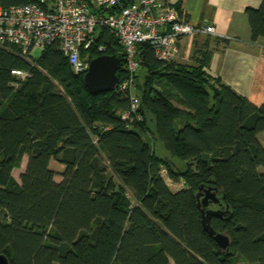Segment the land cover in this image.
I'll return each instance as SVG.
<instances>
[{"label": "trees", "instance_id": "1", "mask_svg": "<svg viewBox=\"0 0 264 264\" xmlns=\"http://www.w3.org/2000/svg\"><path fill=\"white\" fill-rule=\"evenodd\" d=\"M246 15L252 41L264 38V0ZM94 40L83 61L104 55L103 46L116 52L122 82L124 47L104 27ZM138 50L141 105L125 123L130 99L118 90L91 94L86 72L76 74L57 45L35 66L0 48V254L11 264H264V105L204 71L209 47L195 66L162 62L146 43ZM14 69L32 77L18 81ZM151 141L181 165L161 158ZM52 161L64 167L61 181ZM163 168L185 188L172 191ZM201 186L219 190L220 204L209 208L229 206L211 221L229 234V253L203 229Z\"/></svg>", "mask_w": 264, "mask_h": 264}, {"label": "built area", "instance_id": "2", "mask_svg": "<svg viewBox=\"0 0 264 264\" xmlns=\"http://www.w3.org/2000/svg\"><path fill=\"white\" fill-rule=\"evenodd\" d=\"M98 27L108 29L125 50L126 73L117 88L131 101L130 110L121 115L125 123L138 115L141 105L135 93L141 44H149L158 60L174 63L182 38L217 35L213 25L198 27L186 21L172 0H41L10 7L0 4V48L17 51L33 66L35 51L44 52L57 45L76 74L86 72L89 63L83 61L82 52L94 45ZM99 50L107 52L104 46ZM11 73L18 81L32 77L31 72L20 69Z\"/></svg>", "mask_w": 264, "mask_h": 264}, {"label": "crops", "instance_id": "3", "mask_svg": "<svg viewBox=\"0 0 264 264\" xmlns=\"http://www.w3.org/2000/svg\"><path fill=\"white\" fill-rule=\"evenodd\" d=\"M262 1L172 0L186 21L198 27L213 25L217 33L216 36L198 34L182 38L180 53L174 63L195 66L199 52L209 47L213 57L204 71L210 77L222 80L253 104L264 105V38L252 41L246 15L247 8L257 9ZM224 39L230 41L228 46L221 42ZM258 138L264 147V132ZM51 168L58 174L56 180L61 181L64 167L52 161Z\"/></svg>", "mask_w": 264, "mask_h": 264}, {"label": "water", "instance_id": "4", "mask_svg": "<svg viewBox=\"0 0 264 264\" xmlns=\"http://www.w3.org/2000/svg\"><path fill=\"white\" fill-rule=\"evenodd\" d=\"M121 67L122 61L116 52L93 59L89 63L84 77L87 90L94 95L117 90L120 83ZM218 193V188L209 187L205 189L204 186H201L196 197L202 214L204 231L214 239L220 250L229 253L232 247L229 234L217 232L211 225L213 218H223L230 213L229 206L225 211L209 208L211 205L220 204ZM0 264H11V262L6 255L0 254Z\"/></svg>", "mask_w": 264, "mask_h": 264}, {"label": "rangeland", "instance_id": "5", "mask_svg": "<svg viewBox=\"0 0 264 264\" xmlns=\"http://www.w3.org/2000/svg\"><path fill=\"white\" fill-rule=\"evenodd\" d=\"M216 36V35H214ZM43 51L41 50H37L34 52V59H38L41 57ZM107 53V52H106ZM142 74V75H141ZM140 74V79H139V82H141V80L144 78L145 76V73L141 72ZM138 82V83H139ZM212 85H214V82H211ZM135 93H136V90H135ZM152 136H154L153 134H151L150 136H148L151 140H152ZM152 145L155 147L156 149V153L163 159H167V160H171L173 162V164L176 163V166H180L181 164L176 160V159H172L169 157V155H167V153L164 151V149H161V147H159L158 145H155V143L153 141H151ZM166 160V161H167ZM26 161H27V158H24L22 164H21V167L17 170H15L14 172V176L15 178L19 179L20 178V175L22 173V171L25 169V164H26ZM261 171H264V168H261ZM162 175L165 179V181L167 182V184L170 186L171 190L176 192V191H179L181 189H184L185 188V184L184 182L181 180V181H174L172 179L169 178L168 176V172L166 171V169H162ZM239 264H242L241 262Z\"/></svg>", "mask_w": 264, "mask_h": 264}]
</instances>
